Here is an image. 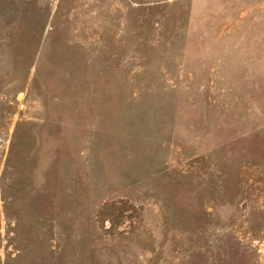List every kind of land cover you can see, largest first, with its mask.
I'll use <instances>...</instances> for the list:
<instances>
[{
    "label": "rangeland",
    "instance_id": "rangeland-1",
    "mask_svg": "<svg viewBox=\"0 0 264 264\" xmlns=\"http://www.w3.org/2000/svg\"><path fill=\"white\" fill-rule=\"evenodd\" d=\"M0 264H264V0H0Z\"/></svg>",
    "mask_w": 264,
    "mask_h": 264
},
{
    "label": "trees",
    "instance_id": "trees-1",
    "mask_svg": "<svg viewBox=\"0 0 264 264\" xmlns=\"http://www.w3.org/2000/svg\"><path fill=\"white\" fill-rule=\"evenodd\" d=\"M122 214L123 213H120V214L119 213H116L115 216L118 218V220H120L122 218V216H123Z\"/></svg>",
    "mask_w": 264,
    "mask_h": 264
}]
</instances>
